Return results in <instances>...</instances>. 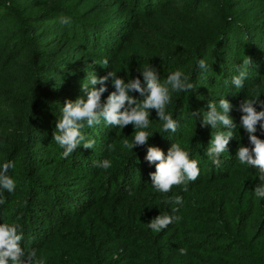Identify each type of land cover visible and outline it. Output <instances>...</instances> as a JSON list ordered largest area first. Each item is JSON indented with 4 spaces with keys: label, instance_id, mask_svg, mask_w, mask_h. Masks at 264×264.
<instances>
[{
    "label": "trees",
    "instance_id": "16d2710c",
    "mask_svg": "<svg viewBox=\"0 0 264 264\" xmlns=\"http://www.w3.org/2000/svg\"><path fill=\"white\" fill-rule=\"evenodd\" d=\"M28 1L0 0V169L11 161L8 175L15 182L11 193L0 187L6 201L0 205V224L20 225L21 247L36 249L45 264H264V199L253 192L261 181L257 169L235 156L238 147H251L239 126V103L256 96L264 101V8L251 19L244 6L264 0H116L117 14L109 16L117 19L104 45L71 40L75 30L103 31L88 25L86 13L78 15L75 7L68 11L65 0ZM62 17L71 22L62 24ZM42 22L53 25L34 29ZM48 36L61 50L76 44L62 58V69L50 62L57 60L56 50L42 49L40 42ZM245 56L253 65L243 88L236 89L232 77ZM199 60L207 70L198 67ZM148 64L161 82L179 70L194 85L190 92L170 89L166 113L177 121V131H163L155 110H149L147 129L128 125L121 130L103 120L92 128L85 124L82 131L95 146H81L65 158L53 139L65 101L86 98L82 85L112 70L125 83L140 78L143 84L140 71ZM49 73L61 75L64 83L46 85ZM106 86L102 103L114 90L110 82ZM223 98L233 106L229 116L237 127L217 168L205 153L211 137L225 129L200 122L208 104L219 107ZM195 110L200 117L191 116ZM140 130L153 134L147 145L123 147V140L132 142ZM255 135L264 140L258 125ZM173 143L199 162V176L187 182V191L180 185L160 193L149 177L155 165L144 157L149 146L167 155ZM105 159L112 164L108 170L96 166ZM59 165L82 175L80 183L44 173ZM177 196L181 204L174 202ZM165 213L180 219L158 233L151 230L148 223Z\"/></svg>",
    "mask_w": 264,
    "mask_h": 264
},
{
    "label": "clouds",
    "instance_id": "9594fccd",
    "mask_svg": "<svg viewBox=\"0 0 264 264\" xmlns=\"http://www.w3.org/2000/svg\"><path fill=\"white\" fill-rule=\"evenodd\" d=\"M62 24H69L70 18L62 17ZM237 66V75L232 77V84L236 89H242L251 70L253 62L251 57ZM103 67H109V61H103ZM198 67L204 70L208 65L204 60L198 61ZM143 77V84L140 78H133L127 83L117 76L112 70L103 77L97 78L92 75L88 84L82 85L83 97H78L74 102L66 100L62 107V118L55 124L58 134H53V139L64 149L63 156L66 158L81 146L84 149H93L96 141L88 138L82 131L87 127L91 128L103 122L106 126L123 129L128 125H133L135 129H147L150 125L149 110H155L160 121L163 122V131L176 132L179 127L172 115L166 113V105L170 102L171 91L190 92L194 85L190 83V77L177 70L168 73L167 78L161 82L155 68L149 64L140 71ZM110 82L112 88L106 101L101 102L102 95L108 91L107 83ZM96 85H100L99 88ZM138 93L142 99L138 100L129 93ZM259 96L254 99H244L239 103L237 110L241 113L239 126L247 133L251 147H238L236 158L240 164H246L258 170V180L261 181L253 190L257 199H264V140H261L255 133L257 125L264 134V101H260ZM257 105L261 109L257 111ZM232 105L226 99L219 101V107L215 103L208 104V111L203 113L200 122L201 127L210 125L212 128L222 126L225 131L216 132L209 141L205 155L212 164L219 168L222 161L219 157L228 150L229 141L233 139L234 130L237 125L230 118L229 112ZM199 110L191 111V116L200 117ZM153 134L148 131H136L132 142L123 140V147L132 150L135 147L147 145L149 138ZM112 145H108L112 150ZM149 165H155V171L149 173L152 187L160 193H169L173 187L185 185L187 182L195 181L199 176V162L190 159L188 151L182 149L180 144L173 143L167 151V155L158 147H147V154L144 157ZM104 170L112 167L111 161L105 159L96 165ZM14 168V164L9 161L0 169V187L9 193L15 189V182L8 175L9 169ZM167 202V201H166ZM176 204L182 203V197H175ZM6 201L0 198V205ZM175 211V210H174ZM179 216L169 214H159L148 223V227L154 232H160L167 228L174 221H179ZM23 234L18 224H0V264H45L43 258L37 259V250L25 251L21 247ZM181 255L187 254L186 248L179 249Z\"/></svg>",
    "mask_w": 264,
    "mask_h": 264
},
{
    "label": "rangeland",
    "instance_id": "374dc122",
    "mask_svg": "<svg viewBox=\"0 0 264 264\" xmlns=\"http://www.w3.org/2000/svg\"><path fill=\"white\" fill-rule=\"evenodd\" d=\"M34 0H32L31 2H33ZM259 1V0H258ZM22 2L24 4L29 3L28 0H22ZM66 6L65 8L69 11L71 8L75 7L76 13L78 15L86 13V21L88 23V25L90 26H94V28L96 29H101L103 31V33L99 34L95 31H87L86 33L82 32V33H78L79 31H74L71 34V40H77L78 42L86 39L88 40L90 43H97L101 45H104V37L105 35H109V31L112 29L114 23L113 21L117 19V16H109L111 13L113 14H117L116 12V0H65ZM245 7V12L246 15L251 18H257V16L261 15V11L264 8V3L263 2H258L257 4H252V3H248L247 5L244 6ZM113 17H115L114 19H112ZM34 20V19H33ZM32 20V21H33ZM31 21V18H30ZM40 25L43 26H51L53 24H51V22H42L40 24H34V29H38V27ZM42 26V27H43ZM53 27V26H52ZM59 28V27H56ZM55 28V29H56ZM76 33V34H75ZM90 33H93V35H90ZM41 45H42V49L46 52H53L56 50L57 52V60H51V63H56L57 67L59 69H62L63 67V60L62 58L64 56H66L67 54H70L71 49H69V47L73 48L76 46V44H73L74 42H70L69 44L66 45V47L61 50L59 48H61L60 43L56 40L55 37L52 36H48L46 39L41 40ZM69 49V50H68ZM75 69V68H74ZM45 80L43 83L46 82V85H49L50 87H56L59 86L61 84L64 83L63 78L61 77V75H57V74H46L45 76ZM100 124H104L101 123ZM97 126V125H95ZM93 126V127H95ZM92 128V127H91ZM160 148V147H159ZM45 172V174L49 175V176H54L56 177L55 180H58L59 182H63V181H68V182H73L75 185H78V183H80V178L82 177V175L77 176L74 175L72 173H70L68 171V168H65L64 165L62 166H53V167H49V168H45L43 169ZM42 170V171H43ZM58 189H63L62 191H68L66 190V187H60V186H56ZM73 187L69 185V189ZM74 188H78V186H74ZM71 193V192H69ZM72 194V193H71ZM40 199V198H38ZM60 198H58L59 201Z\"/></svg>",
    "mask_w": 264,
    "mask_h": 264
}]
</instances>
